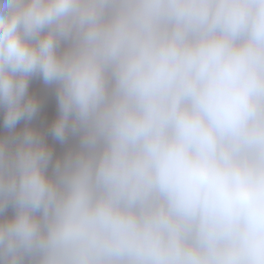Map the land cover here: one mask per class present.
Returning <instances> with one entry per match:
<instances>
[{"label":"clouds","instance_id":"1","mask_svg":"<svg viewBox=\"0 0 264 264\" xmlns=\"http://www.w3.org/2000/svg\"><path fill=\"white\" fill-rule=\"evenodd\" d=\"M0 110V264H264V0H0Z\"/></svg>","mask_w":264,"mask_h":264},{"label":"crops","instance_id":"2","mask_svg":"<svg viewBox=\"0 0 264 264\" xmlns=\"http://www.w3.org/2000/svg\"><path fill=\"white\" fill-rule=\"evenodd\" d=\"M33 85L29 84V94L35 96L36 98L41 97V98H37L39 99V104H40L39 110L36 116L31 121H23V120L20 121L16 126L15 132L17 133L22 132L26 126L33 127L38 131H40L43 134L45 141L52 148L53 160L55 161L57 157L62 158L69 149L77 148L79 144V138L77 136L69 135L68 139L64 143H60L59 141L53 138V136L50 133V129L52 127L54 120L58 115L57 101H52L53 99L51 97V93L48 94L45 91L37 95L36 87H34ZM45 95H47V97H45ZM3 117H4L3 110H0V137H6L11 135L9 130H7L3 126ZM7 214L11 215L12 210L9 209Z\"/></svg>","mask_w":264,"mask_h":264},{"label":"rangeland","instance_id":"3","mask_svg":"<svg viewBox=\"0 0 264 264\" xmlns=\"http://www.w3.org/2000/svg\"><path fill=\"white\" fill-rule=\"evenodd\" d=\"M30 84L33 85L34 87H36V92L37 95H39L41 92L45 91L46 93H51V97H52V101H57L56 99V87L55 85H46L42 78L40 77H34L31 79ZM48 86V87H47ZM51 89V90H49ZM45 97H47V95H45ZM37 98H41V97H37ZM39 101V99H37ZM54 117V116H53Z\"/></svg>","mask_w":264,"mask_h":264}]
</instances>
